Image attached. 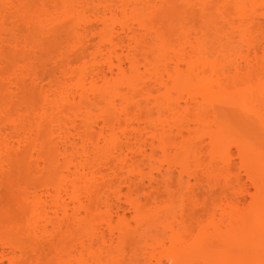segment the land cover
Returning a JSON list of instances; mask_svg holds the SVG:
<instances>
[{"label":"bare ground","instance_id":"6f19581e","mask_svg":"<svg viewBox=\"0 0 264 264\" xmlns=\"http://www.w3.org/2000/svg\"><path fill=\"white\" fill-rule=\"evenodd\" d=\"M22 159L0 264H264V0H0Z\"/></svg>","mask_w":264,"mask_h":264},{"label":"rangeland","instance_id":"374dc122","mask_svg":"<svg viewBox=\"0 0 264 264\" xmlns=\"http://www.w3.org/2000/svg\"><path fill=\"white\" fill-rule=\"evenodd\" d=\"M21 161V160H20ZM19 162V161H18ZM22 164L23 167H21L22 169L16 168L15 170L11 171L10 174L8 173L7 175H5V177L3 179L0 178V210L2 212H7V211H16L17 208V199H18V191L20 190V186L22 187L23 184L24 186L26 184L28 185H33L36 184V177L38 178L37 174L33 173L31 170H29L28 166L25 165L26 160L22 159ZM21 165V163H20ZM28 167V168H27ZM24 168V169H23ZM32 172V173H31ZM15 191V192H14ZM183 192L185 193V195L188 194V189L184 188ZM194 194L198 197H204V195L207 193L204 192V190L201 189H197L196 187L194 188ZM14 194V195H13ZM209 194V193H208ZM17 197H16V196ZM185 209L186 211L189 212L190 210V201L185 200ZM12 208V209H11ZM27 244L29 245V249L30 247H32V245H34V240L33 239H26ZM31 252V251H29Z\"/></svg>","mask_w":264,"mask_h":264},{"label":"snow or ice","instance_id":"6c2138e0","mask_svg":"<svg viewBox=\"0 0 264 264\" xmlns=\"http://www.w3.org/2000/svg\"><path fill=\"white\" fill-rule=\"evenodd\" d=\"M7 7V6H6Z\"/></svg>","mask_w":264,"mask_h":264}]
</instances>
